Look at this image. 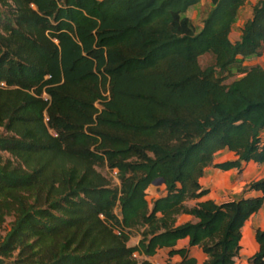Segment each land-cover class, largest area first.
<instances>
[{
	"label": "trees",
	"instance_id": "obj_1",
	"mask_svg": "<svg viewBox=\"0 0 264 264\" xmlns=\"http://www.w3.org/2000/svg\"><path fill=\"white\" fill-rule=\"evenodd\" d=\"M201 1L0 0V264H237L264 177L223 203L201 178L264 163V67L245 64L264 55V0L236 41L247 0H211L197 29ZM222 149L237 158L215 164Z\"/></svg>",
	"mask_w": 264,
	"mask_h": 264
},
{
	"label": "crops",
	"instance_id": "obj_2",
	"mask_svg": "<svg viewBox=\"0 0 264 264\" xmlns=\"http://www.w3.org/2000/svg\"><path fill=\"white\" fill-rule=\"evenodd\" d=\"M257 0H247L239 11L237 22L234 24L231 38L233 41L239 40L241 37V28L245 22L252 16L253 5ZM206 5L207 10L201 23H196L193 19V12L204 8ZM212 7L211 0H202L195 6H192L187 11V16L191 18L197 29L203 26V20L207 16ZM244 18V19H242ZM264 134V129L261 131V135ZM237 158L233 151L228 149H222L215 154L214 163H222L229 160H235ZM264 177V163H257L250 161L244 164L242 171L237 168L230 170H220L214 166H209L205 169V174L201 178V184L210 190L209 194L202 199L212 198L217 203H223L229 200H234L244 196L259 195L260 192L248 191L244 192V188L248 183L253 180H257ZM153 187H159L161 193L165 192V185H153L150 188V197L157 198L159 193L157 190H153ZM201 199V200H202ZM197 200H192L189 204L193 205ZM187 220H195L191 215L183 214L179 217V222ZM264 230V204L261 209L253 214L243 228V237L241 241V250L239 257L237 258V264H251L249 258L258 251L259 244L256 240V231ZM187 240H182L179 245H184ZM137 244V243H136ZM135 245V244H134Z\"/></svg>",
	"mask_w": 264,
	"mask_h": 264
},
{
	"label": "rangeland",
	"instance_id": "obj_3",
	"mask_svg": "<svg viewBox=\"0 0 264 264\" xmlns=\"http://www.w3.org/2000/svg\"><path fill=\"white\" fill-rule=\"evenodd\" d=\"M206 10H207V8L205 5L204 8L202 7V9H199L198 11H194L192 14L193 18H194L193 20L196 23H201L204 15L206 14V12H205ZM242 19H244V18H242ZM263 53H264V50H263ZM199 61H200L201 66L204 68V67L214 63V57L212 54H205V55L200 57ZM245 64L248 67L256 65V64H261L264 67V55L261 57H259V56L250 57L246 60ZM6 155H8V154H6ZM99 170L105 176H107L109 178V180L111 181L113 186L119 185V180L117 178V171L116 170H111L107 166L101 167V168H99ZM154 188H155V190L158 191L159 195L162 194L161 189L159 187H153V190H154ZM245 189H246V187L244 188V190ZM149 198H150V200L152 199L150 197V195H149ZM14 218L15 217L13 215L7 216L6 221L0 226V236H4L10 230L12 222L14 221ZM131 235H132V237L129 241V244L134 245V244L138 243L140 238H141L140 230L139 229L132 230ZM196 255L200 257L199 253H196Z\"/></svg>",
	"mask_w": 264,
	"mask_h": 264
},
{
	"label": "built area",
	"instance_id": "obj_4",
	"mask_svg": "<svg viewBox=\"0 0 264 264\" xmlns=\"http://www.w3.org/2000/svg\"><path fill=\"white\" fill-rule=\"evenodd\" d=\"M261 141H262V144H264V134L261 135ZM134 257L136 258H141V257H145L143 254H140L139 252H135L133 254ZM147 258V257H146ZM154 264H158L156 261H153Z\"/></svg>",
	"mask_w": 264,
	"mask_h": 264
},
{
	"label": "water",
	"instance_id": "obj_5",
	"mask_svg": "<svg viewBox=\"0 0 264 264\" xmlns=\"http://www.w3.org/2000/svg\"><path fill=\"white\" fill-rule=\"evenodd\" d=\"M163 182V179L161 178V179H158V180H156L155 181V185H159V184H161Z\"/></svg>",
	"mask_w": 264,
	"mask_h": 264
}]
</instances>
